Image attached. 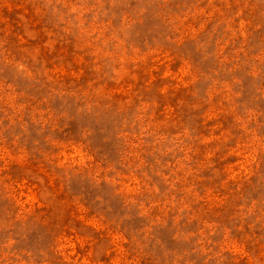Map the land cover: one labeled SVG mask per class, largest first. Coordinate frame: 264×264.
I'll return each instance as SVG.
<instances>
[{"label":"rangeland","instance_id":"1","mask_svg":"<svg viewBox=\"0 0 264 264\" xmlns=\"http://www.w3.org/2000/svg\"><path fill=\"white\" fill-rule=\"evenodd\" d=\"M0 264H264V0H0Z\"/></svg>","mask_w":264,"mask_h":264}]
</instances>
